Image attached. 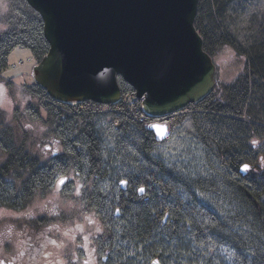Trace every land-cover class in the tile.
<instances>
[{"label":"rangeland","instance_id":"374dc122","mask_svg":"<svg viewBox=\"0 0 264 264\" xmlns=\"http://www.w3.org/2000/svg\"><path fill=\"white\" fill-rule=\"evenodd\" d=\"M226 1L216 29L206 16L209 8L203 5L201 12L204 26L220 43L212 56L216 86L202 102L210 111L200 103L189 105L170 119L173 133L164 141L155 140L139 121L123 119L116 125L90 112V104L76 107L77 114L54 111V104L32 89L34 65L10 76V85L0 77V168L8 160L7 146L15 143L37 157L52 179L48 191L22 204L15 196H22L25 179L17 172L0 176V205L16 206L24 225L32 219L52 233L58 226L62 237L68 233L57 248L44 251L48 257L42 264H53L54 253L58 260L68 255L59 264L86 259L92 264H152L156 259L160 264H264V89L255 81L264 86V78L251 70L259 52L252 48L264 40V0ZM27 5L26 0H0V41L21 35L35 21ZM30 56V49L18 48L9 60ZM246 92L250 106L242 117L235 116ZM251 111L260 121H249ZM79 115L100 143L98 176L91 174ZM243 164L251 165L245 176L239 169ZM59 176L69 181L62 190L55 187ZM122 179L128 181L126 190L119 185ZM79 224L89 247L84 253L66 251L71 235L81 234Z\"/></svg>","mask_w":264,"mask_h":264},{"label":"water","instance_id":"95a60500","mask_svg":"<svg viewBox=\"0 0 264 264\" xmlns=\"http://www.w3.org/2000/svg\"><path fill=\"white\" fill-rule=\"evenodd\" d=\"M26 1L41 15L50 48L32 77L54 101L115 104L127 83L148 116L165 118L216 86V65L196 29L200 0ZM148 130L158 142L172 135L167 122Z\"/></svg>","mask_w":264,"mask_h":264},{"label":"trees","instance_id":"16d2710c","mask_svg":"<svg viewBox=\"0 0 264 264\" xmlns=\"http://www.w3.org/2000/svg\"><path fill=\"white\" fill-rule=\"evenodd\" d=\"M202 2L204 4H202ZM227 2L226 0H201L198 5V16H197V22H196V29L200 32L203 40H204V50L210 55L214 56L216 53V48L220 44L215 40L216 35L213 34V30L209 26H204L205 24V15H201V12L203 10L202 6L205 5L209 8V13L206 14V16L210 19H212L214 23V28L216 29V19L217 17L220 18L221 15L225 13L227 10ZM27 9L30 13V16L35 19L34 22L29 23V27L21 33V35L18 33L15 36L6 39L5 41H0V77L7 79L11 83V77L10 76H17L21 75L23 72L26 71V68L28 65L32 67V65L35 66V64H38L44 55L48 53L49 43L46 40V37H44V26L41 15H39L37 12H35L30 5H27ZM222 17V16H221ZM20 35V36H19ZM227 39L225 41L231 42V39L226 36ZM213 41V42H212ZM260 44V46H254L252 49H258L259 52L255 53V56L252 58L251 62V70L253 71V75H259L264 78V40H261V42L257 43ZM18 48L23 49H30L34 61L30 62L26 60H20L17 63H11L9 58L13 52L16 51ZM25 70V71H24ZM33 71V70H32ZM20 72V73H18ZM257 83L258 88H263L264 86L260 84L258 80H255ZM256 87V86H255ZM122 88L124 91L130 90L127 85H123ZM33 91L43 96L45 99L52 104L54 101L49 97L46 91L42 90L36 82L34 81V87H32ZM27 92H29L28 88L25 89ZM247 90V87H246ZM131 91V90H130ZM33 93V92H31ZM34 93V94H36ZM250 96L251 94L246 92V94L239 98V104H241L242 108L239 111H235L234 115H238L242 117L244 107L250 106ZM207 97L206 99H208ZM206 99L202 100L205 101ZM200 102L201 106H205L206 111H210L209 105H204V103ZM247 102V103H246ZM249 103V104H248ZM199 105V103H198ZM55 110L61 109L54 107ZM255 111H251L249 117V121H260L257 116H254ZM178 115H175V117ZM182 121V120H180ZM81 129L84 134L87 135V143H88V154H89V164L91 165V174L93 176H98V174L102 171L103 164L101 160V148L100 143L98 141V138L95 137V133L92 132L88 122L86 121L85 116L79 115L78 120ZM142 129L149 132L147 130V126L142 125ZM9 147L7 149L8 151V160L5 165H3L0 169V176L8 175L11 172H17L19 177H23L25 179L24 181V187H23V194L20 197L19 194H16L15 197L20 198V202L22 204L27 203V201H30V199L33 197L34 194H36L39 191H48L50 185H51V178L50 175H48V171L41 168L39 164V160L37 157L31 156L29 153L24 151V147L17 146L15 143H12L11 145L7 146ZM44 222H41V226L45 225L47 222V219L43 220Z\"/></svg>","mask_w":264,"mask_h":264},{"label":"flooded vegetation","instance_id":"af4514ba","mask_svg":"<svg viewBox=\"0 0 264 264\" xmlns=\"http://www.w3.org/2000/svg\"><path fill=\"white\" fill-rule=\"evenodd\" d=\"M164 122H167L171 127L172 121L165 119ZM18 215L19 212H17L16 206L0 205V261H4V264H42L43 258L48 257L44 251L48 247L51 249L57 248L58 240H63L65 237L61 235L63 231L57 226L56 232L52 233L49 231L51 228H46V230L45 228H40L38 222L32 219L29 220L27 225H24L23 219ZM78 226H80L79 230L80 228L83 229L81 224ZM82 232L80 234V232L77 233L76 231L75 234L71 235L70 240L66 241V251L69 249L75 253L79 250L83 253L87 251L83 247L82 236L88 234ZM2 237L3 239L1 240ZM5 239L10 242L7 246L3 243ZM63 252H65V248ZM54 256L56 261L53 264H59L60 261L64 262L68 258L65 253L61 254V260H58L59 255L57 253H54ZM79 261L80 259H78Z\"/></svg>","mask_w":264,"mask_h":264},{"label":"snow or ice","instance_id":"6c2138e0","mask_svg":"<svg viewBox=\"0 0 264 264\" xmlns=\"http://www.w3.org/2000/svg\"><path fill=\"white\" fill-rule=\"evenodd\" d=\"M5 10H6V6H5ZM3 89H4V85L3 84H0V91H2ZM56 143H58V142H56ZM252 143L253 144H256L257 142L255 140H253ZM261 162L264 163V157H261ZM241 171H244V172L250 171V166L247 165V164L243 165L242 168H241ZM68 183H69V181L67 180V178L65 176H59L58 178H56L55 187H56L57 190H62L63 187L66 186ZM120 184L123 185V186H127L128 181L122 179V180H120ZM81 187H82V185H80L79 183H77V186H76V194H77V196H79L81 194V191H80ZM137 191L139 193L143 194V193H145V188L140 187V188L137 189ZM119 212H120V209L117 208L116 209V213L119 214ZM86 219H89V218L86 217ZM165 219H167V216H165ZM89 222L91 223L93 221H91L89 219ZM78 227H80V226H78ZM80 230L83 231L82 228H80ZM64 235L67 236L68 233L66 232ZM83 241H84L83 247L85 249H87V246H88V243H89V237H88V235H84L83 236ZM3 243H4L5 246H7L10 242L7 239H5V241H3ZM53 243H55V241H53ZM0 264H4V261H0ZM84 264H92V262H91L90 259H86L84 261ZM152 264H160V260H158V259L157 260H153L152 261Z\"/></svg>","mask_w":264,"mask_h":264},{"label":"built area","instance_id":"2783aa9c","mask_svg":"<svg viewBox=\"0 0 264 264\" xmlns=\"http://www.w3.org/2000/svg\"><path fill=\"white\" fill-rule=\"evenodd\" d=\"M124 98H125L124 101L118 104L115 109L111 110L107 106H105V108H102V110L105 113L106 112L119 113V111L122 110H126V111L132 110L134 114L133 119L145 123L147 120L146 116L141 112V108L139 107L141 100L139 98H136L132 93H127L124 96ZM98 111L102 112L101 110Z\"/></svg>","mask_w":264,"mask_h":264}]
</instances>
